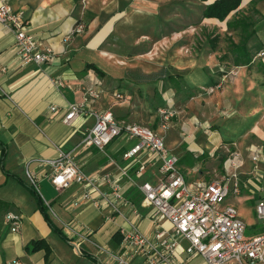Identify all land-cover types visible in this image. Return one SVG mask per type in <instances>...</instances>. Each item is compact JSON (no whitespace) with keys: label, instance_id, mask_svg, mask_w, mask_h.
Segmentation results:
<instances>
[{"label":"crops","instance_id":"crops-1","mask_svg":"<svg viewBox=\"0 0 264 264\" xmlns=\"http://www.w3.org/2000/svg\"><path fill=\"white\" fill-rule=\"evenodd\" d=\"M195 1L203 12L216 0ZM1 2L22 15L26 32L43 50H51L54 60L40 66H20L14 34L0 26V264H113L100 249L120 252V229H128L125 218L81 200L85 191L81 185L56 190L51 183V169L35 162L54 159L59 151H72L93 126L91 111L109 110L117 121L140 124L160 133L158 111L171 108L174 116L164 133L167 148L179 152L178 168L188 184L222 178L226 149L244 154L250 145L264 143V0H241L237 14L251 10L253 21H236L242 16L238 17L236 11L223 22L203 19L201 15L203 26L217 28L209 51H194L191 59H180L174 68L178 76L169 70V75L156 83L129 80L126 68L116 60L121 59L123 51L114 50L110 44L112 39H123L125 32L133 31L136 21L132 20L143 11L155 9L149 0ZM77 22L84 25L81 34L73 32ZM229 29L243 36L238 37L242 42L224 50L223 32ZM236 45L240 48H234ZM110 67L117 70V75L110 73ZM231 69L237 70L236 76L230 77L221 89L205 91ZM54 79L61 80L63 86L53 85ZM85 89L101 91L100 98L84 103ZM116 92L124 99L116 100ZM76 104H82L85 113L65 125L68 107ZM135 144V140L118 137L105 151L80 149L74 152V159L86 176H111L117 174L118 168H129V177L136 184L157 183L160 176L155 165H147L140 177L135 174L146 157L140 156L134 166L122 160V154ZM27 164L41 198L27 183ZM250 167L246 161L243 173ZM120 182L125 198L139 212L140 218L133 223L143 235L153 238L160 229H171L168 222L155 221L150 209L140 206L142 195L137 188L129 186L125 179ZM97 188L108 191L103 183ZM39 198L43 205H49L51 211L44 206L47 216L60 232L58 219L88 233V241L76 249L53 231L38 208ZM231 199L226 203L230 204ZM76 201L78 205L74 206ZM122 211L130 220L127 209ZM7 213L19 216L17 232H11L5 223ZM250 229L252 236L262 232L260 224ZM37 241L48 246L47 259L44 250H27ZM186 247L187 242L182 240L177 252L180 264H204L200 257L187 259L183 253ZM133 264H139V260Z\"/></svg>","mask_w":264,"mask_h":264},{"label":"built area","instance_id":"built-area-1","mask_svg":"<svg viewBox=\"0 0 264 264\" xmlns=\"http://www.w3.org/2000/svg\"><path fill=\"white\" fill-rule=\"evenodd\" d=\"M0 26L14 34L20 66H40L53 62L51 50L41 48L35 38L26 32L22 15L15 13L5 2L0 3ZM83 31V24L77 25L73 30L79 34ZM236 73V69L224 73L208 88V93L221 89L230 77L236 76ZM51 82L55 86H63L61 80L54 79ZM100 95L99 90L85 89L82 100L84 103L94 102ZM114 97L116 100H123L119 93H115ZM84 113L82 104L70 105L63 123L69 125ZM90 115L94 120L93 126L85 132L72 151H59L54 159L35 162L51 169V183L56 190L66 189L72 184L81 185L85 189L81 194V200L91 201L99 209H107L112 215L125 218L124 220L128 222V229H120L122 235L120 252L100 249L109 262L132 264L134 260H139V264H180L177 252L180 249V242L185 240L187 247L183 253L187 259L200 257L204 264H264V198L260 196V202L254 207L262 232L247 238L246 226L240 220L236 209L226 203L228 198L239 197L246 186L253 184L258 187L257 184L262 182L264 151L261 147L250 145L244 154L226 149L225 174L222 178L188 184L179 171L178 158L167 150L164 138L158 133L140 124L117 121L109 110L91 111ZM158 116L160 128L167 130L174 111L169 107L162 108L159 109ZM118 137L136 141L133 147L122 154V160L129 166L132 164L134 166L140 156L146 157L145 163L139 164L135 174L140 177L147 165H155L160 176L157 183L136 184L129 177V168H118L117 174L111 176L85 175L81 165L74 159V152L89 148L103 152ZM246 161L250 162L251 167L248 172L243 173ZM28 166L29 164L26 165L25 178L40 197L37 180ZM121 179H125L129 186L137 188L142 195L140 206L150 209L151 218L155 221L168 222L171 226L169 231L160 229L153 238L140 232L133 223L140 218L139 212L125 198ZM101 183L106 184L107 192L97 188ZM73 205L77 206L78 201ZM44 206L51 211L48 204L44 203ZM122 208L127 209L130 220L125 217ZM57 221L61 225L62 234L69 243L75 245L76 249L81 242L88 241V233H82L77 227L59 219ZM5 223L10 226L11 232H17L20 225L19 216L7 213Z\"/></svg>","mask_w":264,"mask_h":264},{"label":"rangeland","instance_id":"rangeland-1","mask_svg":"<svg viewBox=\"0 0 264 264\" xmlns=\"http://www.w3.org/2000/svg\"><path fill=\"white\" fill-rule=\"evenodd\" d=\"M149 1L155 5V9L143 11L139 18L132 20L136 21L132 24L133 31L125 32V38H114L110 42L114 50L123 51L121 59L116 60L118 64L126 68L125 76L132 82L156 83L164 80L169 75V70L171 75L178 76L179 71L174 68L179 65V60L191 59L194 51L206 49L209 51L208 48L211 47L213 41L212 35L217 31V28L210 24L202 25V7L195 0ZM79 2L81 4L82 0ZM250 11L246 9L243 11L245 14L241 11L239 14L236 13L238 17L242 15L236 21H253L254 16ZM121 33L124 34V31ZM223 33L221 48L224 50L230 49L234 43L242 42L238 39L240 37L238 32L234 34L229 29ZM110 69L111 74L117 75L116 69L113 67ZM208 88L205 89L206 92ZM165 131L161 129L158 134L165 138ZM164 144L167 148L166 138ZM254 145L261 147L264 151V143ZM169 151L179 158L178 151ZM257 185L258 187L253 184L246 186L242 194L235 199L232 198L230 202V206L236 209L240 220L247 226L246 238L253 234L250 226L260 224L254 217V207L260 202V196L264 198V176L262 182ZM91 251L95 252L92 249Z\"/></svg>","mask_w":264,"mask_h":264},{"label":"trees","instance_id":"trees-1","mask_svg":"<svg viewBox=\"0 0 264 264\" xmlns=\"http://www.w3.org/2000/svg\"><path fill=\"white\" fill-rule=\"evenodd\" d=\"M240 5H241V0H216L212 4L205 7V9L202 12V17H203V19L217 20L219 22H223L232 12L236 11V13H237V10L240 7ZM79 24H81V23L77 22L74 27H76ZM227 27H231V25L228 24ZM234 48L238 49V48H240V46L236 45ZM223 74H224V72L222 73V75ZM38 208L41 211V213L43 214V216L45 217V219L47 220L51 229L53 231L57 232L64 239L65 237L62 234V232H60V230L58 228H56L52 224V222L49 220L47 213H46V209H45L44 205L42 204V202L40 201V198H39ZM27 250L29 252H32V253L40 251V250H44L46 259L48 258L49 253H50L48 246L43 241L33 242L27 248Z\"/></svg>","mask_w":264,"mask_h":264}]
</instances>
